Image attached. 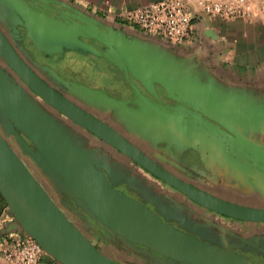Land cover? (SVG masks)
<instances>
[{"label": "water", "instance_id": "obj_1", "mask_svg": "<svg viewBox=\"0 0 264 264\" xmlns=\"http://www.w3.org/2000/svg\"><path fill=\"white\" fill-rule=\"evenodd\" d=\"M31 1L57 5L59 11L47 14L24 0H0V9L24 29V37L36 50L59 55L79 50L102 56L144 88L145 92L135 89L128 101L146 110L156 122L173 124L182 137L222 139L239 154L250 150L264 155V143L260 141L264 136V94L253 95L225 85L191 59L115 28L63 0ZM84 38L105 48L99 50ZM0 57L38 97L194 202L237 219L264 221V208L227 201L184 181L106 122L60 94L28 67L1 31ZM97 93L98 89H92L87 97L96 98ZM0 126V195L12 217L7 232L33 237L43 252L59 264H120L84 232L89 224L168 264H255L233 248L214 244L184 226H175L159 209L116 188L110 174L89 151L76 145L55 117L1 64ZM6 136L12 138L19 153ZM21 156H26L58 193L64 192L75 200L93 222L71 221ZM254 170L252 182L259 183L257 189L264 193V166L256 164ZM97 235L100 234L95 231ZM114 250L119 246L115 245Z\"/></svg>", "mask_w": 264, "mask_h": 264}, {"label": "flooded vegetation", "instance_id": "obj_2", "mask_svg": "<svg viewBox=\"0 0 264 264\" xmlns=\"http://www.w3.org/2000/svg\"><path fill=\"white\" fill-rule=\"evenodd\" d=\"M24 1L32 8L47 14L59 11V7L56 6L38 5L31 0ZM0 15L2 16L0 31L8 43L36 75L60 94L106 122L184 181L227 201L264 208V193L257 189L259 183L252 182L254 180L251 177L252 172H255L256 164L264 166V155L255 154L250 150L239 154L222 139L208 140L209 137L201 136L182 137L173 124L156 122L153 117H149L146 110L128 101L132 98L131 93L135 89L140 92L145 91L136 80L128 78L125 71L118 66L90 52L66 50L63 55H59L38 51L31 41L24 37L25 31L21 26L16 25L13 19L10 20L9 15L2 9ZM146 36L163 41L167 51L176 50L180 45L149 34ZM84 40L99 50L105 48L93 39L84 38ZM0 64L20 82L30 96L55 117L76 145L89 151L110 174L116 188L144 201L150 208L159 209L175 226H184L214 244L233 248L240 254L248 256L255 264H264L262 250L264 221L237 219L194 202L38 97L1 57ZM154 87L162 94L157 84ZM92 89L99 91V94H95L96 98L87 97ZM162 101L172 103L171 99L162 98ZM187 131L189 128L186 121L184 125L186 135ZM6 139L12 141L13 147L19 153L12 138L6 136ZM260 141L264 143L263 136L260 137ZM21 157L71 221L81 224L84 221L93 222L75 200L64 192L58 193L26 156ZM95 231L100 235L95 237ZM84 232L92 237V241L100 250L120 264H131L130 262L168 264L143 253L138 247L130 246L101 227L92 228L89 224L85 226ZM110 243L113 247L118 245L120 253L108 250L106 246Z\"/></svg>", "mask_w": 264, "mask_h": 264}, {"label": "crops", "instance_id": "obj_3", "mask_svg": "<svg viewBox=\"0 0 264 264\" xmlns=\"http://www.w3.org/2000/svg\"><path fill=\"white\" fill-rule=\"evenodd\" d=\"M63 1L115 25L113 26L115 28L150 40L165 49L163 41L146 36L143 30L121 16L124 10L158 0ZM192 21L193 29L190 36L180 43L178 49L171 52L191 59L199 69L207 70L225 85L245 89L253 95L264 94V18L224 19L217 15L198 14ZM1 208L0 200V210ZM6 212L7 209L4 207L0 212V219ZM11 224V220H5L0 224V237L7 233ZM106 247L114 251L111 243ZM115 252L120 253L118 250ZM41 262L59 264L44 252L41 255ZM0 264H9L1 254Z\"/></svg>", "mask_w": 264, "mask_h": 264}, {"label": "built area", "instance_id": "obj_4", "mask_svg": "<svg viewBox=\"0 0 264 264\" xmlns=\"http://www.w3.org/2000/svg\"><path fill=\"white\" fill-rule=\"evenodd\" d=\"M198 14L264 18V0H158L124 10L121 16L151 36L180 44L190 36ZM11 219L6 212L0 224ZM0 254L9 264H42L43 249L33 237L11 231L0 237Z\"/></svg>", "mask_w": 264, "mask_h": 264}, {"label": "trees", "instance_id": "obj_5", "mask_svg": "<svg viewBox=\"0 0 264 264\" xmlns=\"http://www.w3.org/2000/svg\"><path fill=\"white\" fill-rule=\"evenodd\" d=\"M0 200L2 202V208L0 210V212H1L3 210V208L6 207V203H5L4 199L1 197V195H0Z\"/></svg>", "mask_w": 264, "mask_h": 264}]
</instances>
